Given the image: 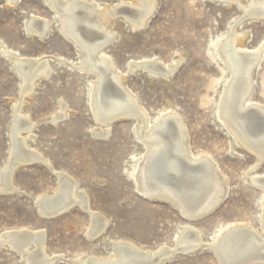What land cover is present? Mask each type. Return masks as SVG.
I'll use <instances>...</instances> for the list:
<instances>
[{"label":"rangeland","instance_id":"1","mask_svg":"<svg viewBox=\"0 0 264 264\" xmlns=\"http://www.w3.org/2000/svg\"><path fill=\"white\" fill-rule=\"evenodd\" d=\"M95 1L103 5L114 3L118 13L127 9L121 0ZM17 2L14 6L8 0H0V40L29 58L77 59L76 51L61 39L57 29L43 42L27 35L22 13L51 16L52 11L42 0ZM239 17V8L214 0H158L156 12L141 31L127 29L125 19L118 17L114 26L117 37L106 48L121 72L132 60L138 63L156 58L171 64L179 56L182 58L168 80L154 78L152 82L147 73L136 71L126 75L124 83L151 117L176 111L185 123L190 151L215 160L230 186L219 207L203 219L188 220L168 202L149 200L138 193L130 175L138 168L143 147L133 130L134 122L118 120L111 125L107 140L97 137L94 132L99 128L85 101L89 78L77 76L65 65L50 60L55 72L41 82L25 108L36 126L28 143L38 161L15 172L13 184L18 193L0 194V233L19 229L41 231L47 253L73 260L82 254L102 257L107 252L104 244L115 240H125L146 250L164 246L173 250L174 236L187 221L203 231L206 240L229 225L256 226L260 211L258 193L243 180L255 157L236 145L235 152H230L229 136L216 118L226 72L222 61L214 56L219 38L227 35L229 26ZM238 29L249 32V49L264 37V21H243ZM8 63L0 54V170L8 158V125L19 94V77ZM252 98L264 105V63L255 74ZM59 101L67 106V116L53 123ZM53 169L72 177L88 196L87 206L108 220L104 236L88 240L89 219L80 205L54 219L38 216L36 199L53 195L57 189ZM256 170L264 174V161ZM216 259L209 247H201L190 254L177 252L165 264H218ZM0 264L22 261L13 250L1 249Z\"/></svg>","mask_w":264,"mask_h":264},{"label":"bare ground","instance_id":"2","mask_svg":"<svg viewBox=\"0 0 264 264\" xmlns=\"http://www.w3.org/2000/svg\"><path fill=\"white\" fill-rule=\"evenodd\" d=\"M8 1L14 6L18 3L17 0ZM42 1L51 9V16L45 18L22 13L27 35L43 42L57 29L61 39L76 51L77 59L29 58L0 40V54L7 58L11 69L19 77V94L14 100L13 116L8 125L9 154L5 167L1 169L6 187L9 186L12 193H18L10 179L11 166H21L38 158L28 143L36 126L25 108L36 88L55 72L51 64L54 60L58 65L73 70L77 76L89 78L85 101L99 128L94 132L97 137L107 140L111 125L118 120L130 119L134 122L133 130L143 147L138 168L130 175L138 193L149 200L171 202L188 220L199 219L209 211L212 213L229 193L226 176L225 180L212 157L190 151L185 123L176 111L168 110L151 117L124 83L125 76L136 71L147 73L152 82L154 78L168 80L176 72L182 58L179 56L171 64L156 58H143L138 63L132 60L127 64L126 71L121 72L106 52L108 44L117 37L114 26L118 17L125 19L127 29L141 31L156 12L158 0H121L127 5L124 13H118L114 3L103 5L95 0ZM214 1L240 10V17L229 26L227 35L219 38L214 56L222 61L226 72L216 118L229 136L228 150L233 152L236 145L255 157V163L244 173L243 180L258 193V224L229 225L206 240L204 232L187 221L174 236L173 250L165 246L158 247L159 250H146L125 240H115L104 244L107 252L102 257L82 254L73 260H66L64 255L52 257L47 253L41 231L19 229L0 233V250L11 251V244H14L22 264H56L59 261L68 264H165L175 257L177 249L195 252L198 248L209 247L218 264H251L255 261L264 264V174L256 170L264 160V105L252 98L255 74L264 63V37L256 47L249 49L246 47L250 40L249 32L238 29L243 21H264V0ZM66 107L59 101V112L52 118L53 123L67 116ZM9 161L10 168L7 165ZM198 163L200 166H192ZM47 166L51 168L49 164ZM53 171L57 177L55 193L36 199L42 203V210L53 215L80 205L89 219L88 240L104 236L108 220L87 206L88 196L72 177L62 170ZM22 233L29 235L30 239L16 237Z\"/></svg>","mask_w":264,"mask_h":264},{"label":"water","instance_id":"3","mask_svg":"<svg viewBox=\"0 0 264 264\" xmlns=\"http://www.w3.org/2000/svg\"><path fill=\"white\" fill-rule=\"evenodd\" d=\"M50 9V8H49ZM51 10V9H50ZM11 161V160H10ZM10 161L8 162V164L7 165H9V168H10V166H11V164H10ZM38 161V158H35V159H32L31 161H29V162H27V163H24V165H21V166H18V165H12L11 166V174H10V179H11V182H13V176H14V174H15V172L19 169V168H21V167H23V166H26V165H28V164H32V163H35V162H37ZM263 161L264 160H262L261 161V163H263ZM18 166V167H17ZM192 166L193 167H198V166H200V163H198V164H192ZM2 170H0V194L1 195H9V194H12V189L11 188H9V186L8 187H6V185H5V183H4V179H3V173L4 172H1ZM168 202V201H167ZM169 204H171L172 205V203L171 202H168ZM35 208H36V212H37V214H38V216L39 217H41V218H46V219H54V218H57V217H59L60 215H62V214H64V213H66L67 211H61V212H59V213H54L53 215L50 213V214H46L43 210H42V203L39 201H37L36 202V204H35ZM179 210V209H178ZM184 211V210H183ZM179 212H180V210H179ZM203 212V211H202ZM209 214H211V211H209L207 214H205L204 216H202V217H200L199 219H201V218H203V217H205V216H207V215H209ZM192 220H198V219H192ZM96 221V218L94 217L93 218V222H95ZM16 237H19V238H23V239H30V236L29 235H27V234H19L18 236H16ZM88 237H90V236H88ZM11 250H13L14 252L16 251V249H15V245L14 244H11ZM176 252H179V253H183V254H189V253H191V252H182V251H180V250H178L177 249V251ZM30 258V257H29ZM251 264H262V263H260V262H253V263H251Z\"/></svg>","mask_w":264,"mask_h":264}]
</instances>
